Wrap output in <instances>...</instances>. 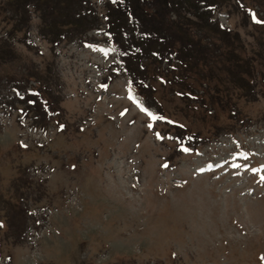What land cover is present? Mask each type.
Returning <instances> with one entry per match:
<instances>
[{"label": "rangeland", "instance_id": "1", "mask_svg": "<svg viewBox=\"0 0 264 264\" xmlns=\"http://www.w3.org/2000/svg\"><path fill=\"white\" fill-rule=\"evenodd\" d=\"M87 1L99 25L54 43V14L0 0V264H264V0L184 11L207 41H226L207 22L231 31L224 62L251 61L250 84L221 61L192 99L150 78L164 115L110 40L105 0ZM39 90L45 121L26 101Z\"/></svg>", "mask_w": 264, "mask_h": 264}, {"label": "trees", "instance_id": "2", "mask_svg": "<svg viewBox=\"0 0 264 264\" xmlns=\"http://www.w3.org/2000/svg\"><path fill=\"white\" fill-rule=\"evenodd\" d=\"M55 1L56 4L66 2L73 10L67 9V5L66 7L60 5L59 12L55 14L52 0H12L10 6L15 14L23 12L24 18L30 20L31 10L29 7L32 5L34 12L40 13L41 20L46 26H48V17L52 18L53 14L55 22L60 19L54 28H61L62 30L59 32L62 33H57L54 43L61 40L59 37L64 35V29L68 30L67 33L81 35L99 25L98 18H92V16L95 17L96 11L91 7L85 10L87 0ZM203 1L213 9L218 3L216 0H105L104 23L110 34V39L125 54L126 69L131 75L134 85L139 89V93L144 96L147 91L152 92L150 97L153 102H149L147 99L148 104L154 105L157 112L162 115L167 113L164 111L161 98L155 96L156 90L153 88L152 81L146 85V80L150 78H164V86L165 84L169 85L173 93L176 92L179 96L192 99L194 97L192 92L196 86L207 83L208 87L212 89L210 83L215 74L208 68L206 71L203 69L206 65L210 66L211 61H221V73L232 76L234 83H237L238 79L241 86L246 82V90L250 84L242 74L250 75L251 61L235 55L236 64L229 65L228 61L224 62V59L230 56V52L233 54L230 48L231 44L227 43V37L231 31L223 29L219 23L207 22L210 26L213 24L211 31L213 30L214 34L222 35L226 40H223L226 44L221 42L222 45L215 43L212 35L213 39L207 41L210 37L204 38L198 36L193 30L191 31V25L195 23V19L189 18L187 14H184V11H190L191 7L199 9L197 4ZM206 14L204 12L202 18ZM91 18L93 21H89L92 20ZM41 30L43 33V29ZM27 37L28 35L25 36V40L21 41L24 43ZM221 48H224L225 51H222ZM173 55L177 61H170ZM165 61L169 63V68L163 73L161 66ZM175 62L177 63L175 64ZM245 66H247V70L243 69ZM208 90L206 93L197 95V98L202 99L204 95L213 98L211 95L213 91ZM40 92L41 90L37 95L29 96L26 101L29 106L32 104L31 107H37L36 109L40 110L36 115L42 117L41 121H45L50 111H45L44 107L51 108V105L48 100L45 101V104L43 103L44 100L39 95ZM217 93L219 94V92ZM223 97L229 98L227 94ZM34 117L36 116L34 115ZM176 126L178 130L182 129L178 124Z\"/></svg>", "mask_w": 264, "mask_h": 264}, {"label": "bare ground", "instance_id": "3", "mask_svg": "<svg viewBox=\"0 0 264 264\" xmlns=\"http://www.w3.org/2000/svg\"><path fill=\"white\" fill-rule=\"evenodd\" d=\"M130 97L132 98V99H137V97L134 95V93L132 92V91H130Z\"/></svg>", "mask_w": 264, "mask_h": 264}, {"label": "snow or ice", "instance_id": "4", "mask_svg": "<svg viewBox=\"0 0 264 264\" xmlns=\"http://www.w3.org/2000/svg\"><path fill=\"white\" fill-rule=\"evenodd\" d=\"M257 22L259 23V22H261V21H257ZM145 111H147V109H145ZM149 115H152V114H151V113H149ZM153 118H155V117H153Z\"/></svg>", "mask_w": 264, "mask_h": 264}]
</instances>
